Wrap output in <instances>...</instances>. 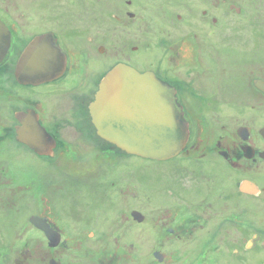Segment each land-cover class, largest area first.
Instances as JSON below:
<instances>
[{
  "label": "flooded vegetation",
  "instance_id": "flooded-vegetation-1",
  "mask_svg": "<svg viewBox=\"0 0 264 264\" xmlns=\"http://www.w3.org/2000/svg\"><path fill=\"white\" fill-rule=\"evenodd\" d=\"M0 23V219L21 200L42 206L29 228L0 229V264L264 251V0H0ZM20 61L33 76L63 71L23 83ZM119 65L172 89L188 127L176 156L99 135L91 106Z\"/></svg>",
  "mask_w": 264,
  "mask_h": 264
},
{
  "label": "water",
  "instance_id": "water-1",
  "mask_svg": "<svg viewBox=\"0 0 264 264\" xmlns=\"http://www.w3.org/2000/svg\"><path fill=\"white\" fill-rule=\"evenodd\" d=\"M8 43L0 23V63ZM28 66V61H20L17 66V77L23 83H43L63 71L61 66L57 72L47 73L50 67L43 66V74L33 76L27 72ZM174 101L172 89L154 75H141L119 65L102 80L91 114L99 135L118 148L129 154L167 160L176 156L188 140L187 124ZM31 223L45 229L38 217H32ZM49 239L56 246L54 237Z\"/></svg>",
  "mask_w": 264,
  "mask_h": 264
},
{
  "label": "rangeland",
  "instance_id": "rangeland-1",
  "mask_svg": "<svg viewBox=\"0 0 264 264\" xmlns=\"http://www.w3.org/2000/svg\"><path fill=\"white\" fill-rule=\"evenodd\" d=\"M36 162V161H35ZM40 164V162H38ZM35 165V163H34ZM36 166V165H35ZM23 176L22 174L17 173V177ZM22 202H26L25 200L20 201V205L17 206V212L16 217L13 215L11 222H4V220L0 219V226H2L0 229H3V233L5 231V235L9 236L8 231L19 229V224L22 225V228H29V218L31 215L39 214L42 212V206L40 203H31L30 205L24 204ZM30 202V201H28ZM148 207H151L150 205H147ZM19 210V211H18ZM13 222V223H12ZM22 223V224H21ZM14 224L16 225V229L14 228ZM28 224V225H27ZM39 235V233H37ZM33 238H35L37 235L35 233H32ZM262 244H264V237L261 239ZM149 250V249H148ZM234 253L225 255V258H216L214 259V255H212L211 262H208V260H204V263L202 259H207L205 255H202L200 259H198L199 254H195V250L191 249L190 254H181L182 259L178 260L177 264H264V251L259 249H248V246H241L239 249H236L233 251ZM146 253V259L145 261H150L149 253L145 251ZM148 253V254H147ZM198 255V257H196ZM153 258V257H152ZM130 260L132 264H135L132 258V255H130ZM189 260H192L191 263H188Z\"/></svg>",
  "mask_w": 264,
  "mask_h": 264
}]
</instances>
